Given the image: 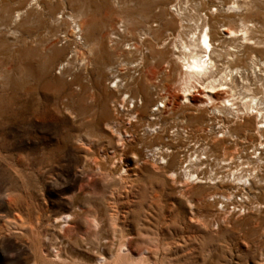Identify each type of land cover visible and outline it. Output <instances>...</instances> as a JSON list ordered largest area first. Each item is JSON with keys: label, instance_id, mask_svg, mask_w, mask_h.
Returning <instances> with one entry per match:
<instances>
[{"label": "rangeland", "instance_id": "rangeland-1", "mask_svg": "<svg viewBox=\"0 0 264 264\" xmlns=\"http://www.w3.org/2000/svg\"><path fill=\"white\" fill-rule=\"evenodd\" d=\"M233 1L0 0V264H264V129L184 105L174 49L181 6L209 19L217 53L238 51L231 67L264 62V0H240V22L215 12ZM241 18L251 40L226 39ZM197 155L219 178L253 160L252 186L188 180Z\"/></svg>", "mask_w": 264, "mask_h": 264}, {"label": "bare ground", "instance_id": "bare-ground-1", "mask_svg": "<svg viewBox=\"0 0 264 264\" xmlns=\"http://www.w3.org/2000/svg\"><path fill=\"white\" fill-rule=\"evenodd\" d=\"M220 10L227 14L234 15L235 18H239V22L240 14L244 13L243 4L240 3V0L233 1L232 5L227 9H225V6L221 3L219 8L216 9L215 12H219ZM183 11L185 10L181 6L175 11L177 12V16L181 18L182 23L180 28L182 29L180 34L175 38L176 42L174 45L175 51L179 53L178 62L181 63V78H183V82L181 83V91H183L184 93L183 104L197 108L213 109L214 114H219V116H223L224 118H233L235 120L239 119L240 124L245 122L246 117L254 118V120L257 121V125L259 126V133H262L264 128V62L258 60L257 58H254L249 67L250 72L253 73V77H255L256 81L259 84L261 83V85H259L261 86V89H255L254 84L249 79L250 72L248 70H244L243 68L231 67V62H233L236 58L234 54H231V52L237 53V50L231 48L229 52H225L224 56L220 53H217V46H220L224 41L217 43L214 40V28L209 23V19L204 17H200L198 19H190ZM158 19H160V21H162L165 26L170 27L173 20L176 19V15L172 13H164L159 15ZM81 27L83 28L81 24H76V29L78 30V32L82 31ZM251 27L246 24L245 21H243V18H241V29L240 27L238 29L223 27L221 32L224 33L226 39L233 40L234 42H236L237 40H241L243 41V43H247L250 39L249 37L251 34ZM183 35H187L186 39L183 37ZM126 46L129 50L138 52L140 53V55L142 54L139 45L137 46L136 44H133V46ZM143 55L144 54H142V58H144ZM142 58L140 59L139 64L135 66V68H144L143 61L145 60H143ZM222 62L225 63L222 64ZM259 73H261V76L263 77H260ZM238 81L240 83H238ZM196 92L204 95L203 100H201L199 103H195V101L193 100ZM238 93L241 98L239 103L240 105H238L237 102L239 98H236ZM216 94L220 95V97H218L219 99H221L225 94L228 96L224 97V99L220 102L218 99H216ZM257 94L262 95L257 96ZM172 98L174 99L172 100V110H177L176 107L178 106L177 102L179 101V98L174 93L172 94ZM218 104L220 106H218ZM166 107L167 104H164L163 108ZM216 128L217 130H220V133L221 131L223 132L222 136L220 137L223 138L230 135V131L225 130V124L222 123L220 126H216ZM118 134L120 136V142L124 141L122 134L120 132ZM259 149H264L263 143L259 144ZM163 150L164 148L159 149V153ZM166 152H168V149H166ZM169 153L172 154V152ZM241 157L237 158V162L239 161L240 165H237L238 168L236 171H232L233 165L236 163L235 158H231L230 161L221 162L219 163V166L221 164H223L224 166H228L226 171L227 173L229 171V174L226 175L227 179L233 178V182H237L238 185H247L248 183V186H252L251 180L254 176L255 171H246V168L243 166L245 164L253 166V160H247V162L245 163L246 159L241 160ZM207 159V157L197 155L195 160L196 164H193L192 157H190L191 164L184 170V172L186 173L185 175L188 177V180L193 179V181L196 180L198 182V180H200L201 178L199 179L196 173H198V171H201L203 174L211 173L209 182H223L222 179L226 177H221V179L219 178V176H217V173H215L212 168L211 171L209 170L212 166L210 165V161L203 163V160ZM252 159H254V157ZM176 163L177 162L175 161H171L167 163V165L163 168L169 172H172V177L177 176L176 171L183 169L177 168L178 165ZM204 165L206 167L202 169L201 167H204ZM205 169H208L210 172H204ZM254 179L257 180V177L255 176ZM219 198L233 199L236 198V196L231 194L230 196L223 195Z\"/></svg>", "mask_w": 264, "mask_h": 264}, {"label": "built area", "instance_id": "built-area-1", "mask_svg": "<svg viewBox=\"0 0 264 264\" xmlns=\"http://www.w3.org/2000/svg\"><path fill=\"white\" fill-rule=\"evenodd\" d=\"M264 123V122H263ZM263 126H264V124H263ZM264 129V128H263ZM220 134H222V133H220ZM222 136V135H221Z\"/></svg>", "mask_w": 264, "mask_h": 264}]
</instances>
